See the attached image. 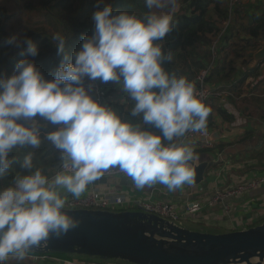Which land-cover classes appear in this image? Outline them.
<instances>
[{"label":"clouds","instance_id":"clouds-1","mask_svg":"<svg viewBox=\"0 0 264 264\" xmlns=\"http://www.w3.org/2000/svg\"><path fill=\"white\" fill-rule=\"evenodd\" d=\"M144 3L148 11L137 15L95 0L93 31L78 47L66 50V37L52 36L60 60L50 76L35 62L31 36L5 38L20 59L11 72L0 69V181L24 151L20 170L0 183V264L24 261L51 233L74 227L65 193L79 197L112 169L139 189L194 183L188 137L206 132L211 108L191 81L165 68L172 55L160 41L173 30L178 0ZM109 84L132 102L126 115L99 98L98 85ZM45 141L58 154L54 175L34 164Z\"/></svg>","mask_w":264,"mask_h":264},{"label":"trees","instance_id":"trees-1","mask_svg":"<svg viewBox=\"0 0 264 264\" xmlns=\"http://www.w3.org/2000/svg\"><path fill=\"white\" fill-rule=\"evenodd\" d=\"M15 1L22 6L19 9V14L27 10L33 15L27 21L26 26H21L19 32L14 31V33L27 34L38 44L40 54L34 59L46 76L51 75V70L57 66L60 60V56L57 55V50L53 45L54 41L51 39L55 33L59 32L66 37V50L70 51L79 46L83 34H91L93 31L94 25L90 19V14L94 10L95 0ZM109 2L114 11L128 10L137 15H142L148 11L144 0H109ZM238 11L235 7L233 12ZM227 14V0H178L173 30L160 41L165 53L172 55V62H165V68L170 72L185 76L196 89L194 78L197 72L208 63L210 58L209 46L220 33V21L226 18ZM15 16L17 15L12 13L5 4H0V69H6L8 72H11L16 61L20 59L19 50L11 48L5 43V38L11 33L8 30L10 22ZM234 24L233 22L231 33ZM241 30L244 34L238 38H228L229 32L226 40L224 39L219 48L220 53L223 52L222 61L213 68L207 77L209 84L227 83L235 75L238 64H247L250 61V51L255 47L257 48L259 40L264 39V12L252 13ZM251 70L248 69V73ZM245 76L246 74L229 84L228 89L231 93L229 99L232 101L234 96L242 93L241 84ZM98 86L103 90L102 101L115 104L118 110L126 115L125 106L131 107L132 102L126 98L122 102L109 98L116 88L114 85ZM205 104L212 109L210 103ZM217 111L225 119H231V116L227 114L228 112L221 107ZM207 127H216L211 113L208 117ZM23 151L19 150L21 157L18 158L13 170L0 183H9L15 171L20 170L19 161L23 158ZM34 152V164L43 169L46 175H51L57 170L56 168L59 167L57 151L47 141ZM30 254L70 258V254L59 252H30Z\"/></svg>","mask_w":264,"mask_h":264},{"label":"water","instance_id":"water-1","mask_svg":"<svg viewBox=\"0 0 264 264\" xmlns=\"http://www.w3.org/2000/svg\"><path fill=\"white\" fill-rule=\"evenodd\" d=\"M259 44L247 63L248 69L264 59V40ZM205 166L203 162L194 165V183L203 179ZM102 184L139 189L127 176H101L87 190ZM139 190L157 199L180 201V197L153 186ZM70 195L65 193L66 197ZM65 212L76 221L75 226L60 235L51 233L44 246L30 252L86 255L132 264H264V219L245 229L214 233L139 210L66 208Z\"/></svg>","mask_w":264,"mask_h":264},{"label":"crops","instance_id":"crops-1","mask_svg":"<svg viewBox=\"0 0 264 264\" xmlns=\"http://www.w3.org/2000/svg\"><path fill=\"white\" fill-rule=\"evenodd\" d=\"M236 9L239 11L233 14V17L237 16V19L233 21L235 23L233 32H230L232 25L222 37L220 46L223 44L222 41L226 40L229 32L228 38L230 39H236L244 34L241 29L246 25L249 16L252 13L264 12V0H243L240 5L236 6ZM259 47L260 44L250 51V54ZM222 54L223 52L219 56V64L222 61ZM249 69L252 70L248 73L247 64H238L235 75L227 83L209 84L211 87L226 88L230 83L246 74L241 84L242 93L234 96L233 101L228 98L229 108L219 99L212 98L207 102L212 106L211 114L216 125L215 128H211L215 146L199 151V160L196 164L203 162L206 163V166L203 179L197 184H191L193 194L190 197L192 199H204L208 195L236 184V182L264 174V59ZM109 98L122 102L126 97L116 87ZM220 107L228 112L227 114L231 116L230 120L218 113L217 110ZM189 186L186 184L173 191H169L159 184L153 187L175 198L180 197V201L174 202L179 209L178 203H183L189 197ZM120 191L132 200L139 197L157 199L150 193L139 189L123 187ZM129 210L135 209L130 207ZM184 215L188 218L181 215V224L191 221L194 226L191 227L185 223L183 225L191 229L214 233L240 230L259 224L264 219V185L246 190L213 205H205L194 214ZM209 227L219 230L211 231ZM12 263L61 264L48 258Z\"/></svg>","mask_w":264,"mask_h":264},{"label":"built area","instance_id":"built-area-1","mask_svg":"<svg viewBox=\"0 0 264 264\" xmlns=\"http://www.w3.org/2000/svg\"><path fill=\"white\" fill-rule=\"evenodd\" d=\"M228 1V14L226 18L220 21V33L212 41L209 46L210 50V59L205 67L200 69L194 80L196 82V92L198 96L202 99V102L207 103L210 99H219L229 108L228 98L231 95L228 86L226 88L221 87H211L207 81V77L211 74L213 68L219 63V48L220 42L222 40L223 33L225 34L230 27L233 25L235 20L234 8L237 5H240L243 0H227ZM240 3V4H238ZM223 42V41H222ZM98 95L102 100L103 90L98 86ZM188 140L191 142L192 147L194 148V154L196 159L193 161V166L199 160V151L211 149L215 146V139L213 137L212 129L207 127L206 132L201 135L199 133L189 134ZM53 172L51 175H54ZM102 176H125L123 173L119 172L117 169H112L109 172L105 173ZM264 185V174H259L253 178L243 180L241 182H236V184L208 195L204 199H192L190 196L193 194L192 185L188 188V196L182 204V212L184 214H194L201 210L205 205H213L216 202L224 201L227 198L240 194L246 190L256 189ZM67 198V209H98V210H111V211H122L129 210L130 207H133L135 210L142 212L153 213L160 217H163L167 220L173 221L177 224L180 222V214L176 203L169 200L161 199H151L150 197L144 198H134L128 199L125 193H122L120 189L113 185H97L93 186L91 190H87L82 193L79 197L68 196ZM42 259L48 258L54 262L61 264H93V263H84V262H74L69 258H62L57 256H47V255H35L28 254L26 261L32 259ZM15 262V260H9V263ZM101 264H132L126 261L109 259L106 262Z\"/></svg>","mask_w":264,"mask_h":264},{"label":"rangeland","instance_id":"rangeland-1","mask_svg":"<svg viewBox=\"0 0 264 264\" xmlns=\"http://www.w3.org/2000/svg\"><path fill=\"white\" fill-rule=\"evenodd\" d=\"M0 4H5L12 13L16 14L17 16L13 17L10 26L8 28L9 32L14 33V31L19 32V28L21 26H26L27 21L30 20L32 17L33 13L29 12L27 10H24L23 13L19 14V9L22 8V6L16 3L15 0H0ZM240 4V3H238ZM60 25V23H59ZM210 59V58H209ZM179 206V214L182 216H185L182 212V204L181 202L178 203ZM186 217V216H185ZM188 218V217H186ZM181 221V220H180ZM185 224L189 226H194V223L191 221L184 222ZM183 223V224H184ZM210 228V227H209ZM211 231H218L219 229L217 228H210ZM69 259H71L74 262H84V263H93V264H101L106 262V260L103 259H98L86 255H75V254H70ZM35 259V258H34Z\"/></svg>","mask_w":264,"mask_h":264}]
</instances>
